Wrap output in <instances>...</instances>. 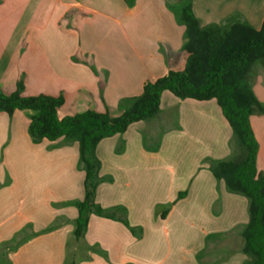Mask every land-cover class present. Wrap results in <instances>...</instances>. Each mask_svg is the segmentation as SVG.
<instances>
[{
  "label": "crops",
  "instance_id": "1",
  "mask_svg": "<svg viewBox=\"0 0 264 264\" xmlns=\"http://www.w3.org/2000/svg\"><path fill=\"white\" fill-rule=\"evenodd\" d=\"M202 26L259 30L264 0H0V94L62 97L59 118L118 117L146 82L183 71L179 9ZM250 83L264 109V64ZM29 112L0 111V264H243L248 202L209 169L233 154L217 102L160 96L158 114L96 146V203L124 217L91 215L73 236L84 197L77 142H32ZM264 177V114L252 115ZM185 195L177 199L178 195ZM165 213L161 218V214Z\"/></svg>",
  "mask_w": 264,
  "mask_h": 264
},
{
  "label": "trees",
  "instance_id": "2",
  "mask_svg": "<svg viewBox=\"0 0 264 264\" xmlns=\"http://www.w3.org/2000/svg\"><path fill=\"white\" fill-rule=\"evenodd\" d=\"M179 19L185 27L183 48L188 53L184 70L146 82L140 96L126 100L128 107L118 117L86 111L59 118L57 110L63 104L62 97L23 96L21 82L13 93L0 94V111L9 115L15 110L28 111V132L34 143L60 138L77 142L84 171V197L76 203L78 215L73 224V236L78 240L83 237L91 215L117 220L133 231L124 217L96 203V190L104 180L95 152L97 144L123 134L133 123L154 118L164 91L181 100L214 99L232 130L233 154L228 160L211 161L209 169L217 180L224 182L229 193L247 199L248 222L241 234L242 253L247 257L243 264H264V177L257 171L258 144L250 127L252 115L264 114L250 83L253 65L264 64V20L259 30L243 22L205 27L192 14L189 3L181 5ZM184 195L185 192L180 193L177 199Z\"/></svg>",
  "mask_w": 264,
  "mask_h": 264
}]
</instances>
